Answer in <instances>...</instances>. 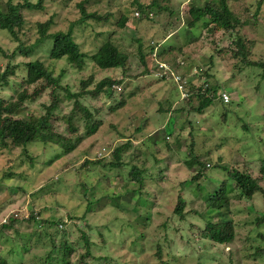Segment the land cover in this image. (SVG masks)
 Listing matches in <instances>:
<instances>
[{"label": "rangeland", "instance_id": "1", "mask_svg": "<svg viewBox=\"0 0 264 264\" xmlns=\"http://www.w3.org/2000/svg\"><path fill=\"white\" fill-rule=\"evenodd\" d=\"M29 1L36 3L38 0ZM79 1L44 0L38 8H25L22 13L26 19L25 28L29 29L28 35L33 40L37 34L35 22L44 21L51 15L55 23L49 31L65 30L80 14ZM257 1L227 0V3L240 22L234 32L245 39L249 56L264 59V0L260 4ZM6 2L0 0L2 10L6 8ZM12 2L23 3L22 0ZM137 2L147 4L151 0H90L87 9L102 13L110 11L113 15L106 23L93 22L92 26H76L73 30L83 51L93 52L111 33V41L128 55L122 84L115 87L116 97L110 99L101 95L83 100L89 106L102 109L97 115L100 123L95 132L84 137L68 153L61 154L60 149L50 150L42 142L27 145L26 151L34 159L32 168L18 166L17 159L24 152L21 148L0 149V225L11 213L18 212L20 218L26 219L29 206L35 213H42L37 217L39 221L41 217L61 219L59 224L52 225L40 224L39 221L27 224L21 220L15 226L20 231L30 232L28 238L15 239L8 233L13 231H3L0 254L9 264H39L47 257L48 250L52 252L50 259L56 262L60 254L57 245L62 237L75 244L72 264H84L78 259L81 253H85L86 241L77 227L85 228L88 234L90 253L95 257H86L89 264H264V254L257 252V247L264 248V240L254 231L255 215L264 210L261 194L256 193L249 199L238 197L239 190L235 189L233 181H229L232 187L230 203L222 216L217 217L233 221L236 233L234 240L227 245L213 243L203 232L205 220L194 213L204 210L205 193L218 188L221 179L227 177L228 180L227 172L218 165L237 167L254 176L258 173V158L264 152L263 70L255 66L239 68V59L232 52L236 49L232 43L233 35L231 37L229 32L210 31L200 23L192 27L186 24L185 12L189 8L205 4L217 7L218 0H156V3L167 5L168 10L159 12L153 7L148 17L137 11ZM120 14L127 16L123 27L115 24ZM50 43L51 40L42 43L43 46L37 47L29 58L19 53L15 55L12 62L19 65L16 80L25 74L23 62L33 59L43 61L55 74L65 67L64 81L73 87L79 76L85 77L90 73L96 81L106 75L121 76L120 68L99 70L88 63L84 72H77V78L64 60L49 59ZM16 46L17 42L12 41L5 30H0V48L9 54ZM150 46L154 47L153 60L147 61ZM141 47L144 62L150 64L147 74H140L145 67L138 55ZM7 61L0 52V65ZM161 63L167 68H162ZM197 65L209 67L213 76L208 80L221 83L222 91L229 95V102L215 100L199 115L188 113L189 104L183 103L184 110L174 113L178 96L182 99L174 76L188 79ZM162 74L166 75L165 80L161 79ZM206 79L202 75L199 84ZM5 91L8 97L11 91ZM122 97L125 104L110 111L109 105ZM47 100L46 93L40 95L37 100L28 102L18 115L24 118L30 113L38 115ZM196 103L193 99L192 104ZM161 107L163 110H159ZM70 108V104L64 103L62 113H67ZM224 109H227L225 119L222 118ZM53 124L59 131L66 126L57 120ZM77 125L78 135H83L85 128L82 124ZM137 126L141 131L136 130ZM163 128L170 133L164 135ZM191 130L198 143L196 151L203 155L202 160L208 159L207 179H198L201 183L204 181L200 192H196L189 181L199 171V165L187 166L184 162L188 158L186 149L191 142ZM158 131L159 137L166 136L171 149L163 141L156 144L157 156L161 159L155 162L147 153L150 148L147 138ZM127 139L132 143L127 155L146 166L144 194L143 198L136 193L131 196L124 194L116 198L118 202L115 204L109 197L122 194V178L92 161L102 158L103 163L109 160L113 148ZM57 154L61 155L54 158ZM51 158L54 160L47 165ZM86 160L90 162L83 166L86 169L85 174L81 173L85 175L83 178L80 169ZM7 170L14 171L15 176L6 178ZM22 172L26 178L18 176ZM52 179L58 181L53 183L57 194L44 193V190L40 193L39 189ZM80 180L89 182L85 197L78 186ZM185 180L187 183L183 184ZM259 183L264 188V178ZM179 196L186 200L183 219L174 214ZM84 198L91 203H86ZM69 212L78 216L84 214L85 220L70 219ZM258 228L264 233V225ZM17 243L25 247L29 245L28 251L23 252ZM158 247L160 255L157 254ZM8 248L14 252H6Z\"/></svg>", "mask_w": 264, "mask_h": 264}, {"label": "trees", "instance_id": "2", "mask_svg": "<svg viewBox=\"0 0 264 264\" xmlns=\"http://www.w3.org/2000/svg\"><path fill=\"white\" fill-rule=\"evenodd\" d=\"M23 3L15 4L12 0H7L5 10L0 8V30H5L11 37L12 41L17 42V46L8 54V51H4L0 48V52L4 55L8 61L4 65H0V149L4 148H21L23 156L17 159V163L20 165H26L27 168L33 167L34 159L31 154L26 151V146L29 144H36L38 142L44 143L50 150H61L62 153H68L75 146H77L84 137L95 132L98 124L100 123L97 115L101 112L100 107H92L83 100L86 97L98 98L99 96H106L107 98L113 99L115 95V87H119L122 84L123 76L126 74V68L128 65V55L126 52L118 48V46L111 41V33L106 35L100 45L93 51H83L80 48V44L76 41L75 35L73 34L74 27L91 25L95 23H106L109 21L111 12H98L96 10L87 9V4L90 0H80L78 2V8L80 14L77 19L71 21L65 30H56L50 32V27L55 23L53 16H49L44 21L35 22V28L37 34L32 40L29 36L28 27L25 28L26 19L23 15L25 8L35 9L41 6L44 0H38L36 3L29 0H22ZM262 0H258L260 4ZM153 7L157 8V11L168 10L167 5L156 3V0H151L147 4L137 2V11L141 16H150V11ZM170 11V10H169ZM23 12V13H22ZM171 12V11H170ZM113 15V14H112ZM186 24L189 27L195 26L200 23V26L209 29L210 31L223 30L229 32V35H233L232 43L236 46L233 49V55L239 59V68H245L246 66H255L261 68L264 73V59L256 58L252 59L249 56L248 44L245 39L239 34H235L240 22L234 17V14L230 10L227 0H218V6L214 5H197L188 9L185 12ZM127 21V16L120 14L119 18L116 19L115 24L119 27H123ZM104 33V32H103ZM100 34V33H98ZM235 36V37H234ZM51 40L48 57L52 61L64 60L69 69L77 75V72L83 71L88 63H92L99 70L104 69H121V76L106 75L99 80H95L92 73L85 77L77 75V83L73 87L69 82L64 81L67 69L61 68L57 74L54 73L53 69L45 65L43 61L39 59L27 60L23 62L25 74L21 75L19 80L15 79L17 76L16 68L18 64L12 62L17 53L22 54L25 57H30L34 50L43 46L42 43H46ZM153 46H150L148 60H153ZM171 48V46H170ZM138 55L140 61L145 65L144 71L140 74H147L150 72V67L144 62V51L138 48ZM179 51H182V49ZM164 52V51H162ZM161 52V53H162ZM194 73L188 79L184 78L183 90L187 93L186 96H182V91L178 88L180 99L178 96V106H175L174 113L184 110V104H189L187 107L188 113L195 112L197 115L203 113L215 100L222 99V87L221 83H211L208 79L213 76L208 66L197 65L193 71ZM84 74V73H83ZM183 75V74H182ZM201 75L206 76V80L199 84ZM181 77V76H180ZM183 77V76H182ZM161 79L165 80L166 75L162 74ZM178 87V83L175 81ZM10 90L11 94L6 97L5 90ZM46 93L48 96L47 102L42 104L43 111L38 115L30 113L27 118L19 116L18 114L24 108L28 102L37 100V98ZM196 99L197 103L192 104V100ZM125 98L118 99L115 103L109 105V110L114 111L125 104ZM224 102V101H223ZM229 102V101H228ZM67 103L71 105L70 110L67 113H62L63 104ZM227 103V102H224ZM163 110V108H159ZM169 110V108L167 109ZM227 109H224L222 118L225 119ZM97 118V119H96ZM95 119L97 122H92ZM59 121L65 123L63 131L55 129L54 122ZM99 122V123H98ZM77 124L85 128V133L78 135L79 127ZM137 131H141V127H136ZM164 135H168L167 128H163ZM123 135V134H119ZM191 135V142L188 145L187 156L188 158L184 161L187 166L199 165L200 169L193 174L189 181L192 182L196 192H200L202 184L204 183L208 159L202 160L203 155L196 151V145L198 143L194 137V131L189 132ZM166 136L159 137V131L155 135H150L147 139L149 140L150 147L147 153L152 157L155 162H158L161 158L157 156L156 144L163 141L166 143V147L171 149ZM126 138V137H125ZM132 146L130 140H126L120 145L113 148L110 153V159L101 163L102 158L92 161V163H100L103 167L108 168L112 173L118 174L123 181L124 191L122 194L110 196L113 201L118 202L116 198H121L125 195H133L136 193L139 196H143V187L145 184L146 176L144 175L146 166L138 163L137 160L131 155H127V150ZM57 148V149H56ZM61 154H57L54 158H57ZM208 155V153L206 154ZM54 158L49 159L47 165L50 164ZM128 160V161H127ZM89 160H86L83 164H88ZM44 164V163H43ZM227 172V177L220 180L218 188H215L212 192L205 193L204 197V210L195 214H199L204 221L203 232L207 233V237L215 244L227 245L230 244L235 237V227L231 219H218L217 217L222 216V212L229 206L230 195L232 187L229 181L235 183V189L239 190L238 197L252 198L256 193L261 194L264 198V188L260 185L259 181L264 178V152L258 158V173L253 175L248 171H240L237 167H226L225 165H218ZM12 167V166H11ZM109 171V172H110ZM86 169H80V175L85 174ZM82 173V174H81ZM15 172L7 170L5 172L6 178H13ZM20 177H27L23 172L19 173ZM200 180L203 178V182ZM58 181H50L49 184L44 185L39 189L40 193L51 192L55 193L57 187L53 186V183ZM187 183V180L183 181V184ZM89 182L80 180L78 184L79 188L82 189L83 197L86 196L88 191ZM55 187V188H54ZM19 188V187H18ZM23 190V187L20 188ZM34 194V193H33ZM57 194V193H55ZM143 198V197H142ZM86 199V198H84ZM91 201V200H90ZM89 200H85L86 203L90 204ZM98 201V198H96ZM186 200L183 196H179V199L174 207V214L178 218H185L184 207ZM118 204V203H117ZM29 214L26 219L20 218L17 213H11L5 222L0 225V236L3 231L8 232L11 236L16 239L18 237L28 238L30 232L20 231L15 225L19 222L25 221L27 224L37 223L38 215H42L40 211L34 212L32 206H29ZM211 214L209 215V213ZM68 217L75 218L79 221L85 220L84 214L81 216L71 215L67 213ZM255 229L258 236L264 240V233L259 231L260 226L264 225V210L257 212L255 215ZM40 224H59L61 219L43 218L40 219ZM86 224V223H85ZM88 225L86 226V229ZM78 230L82 233V237L85 239V253H81L79 256V262L89 264L86 262V257L95 258L90 253V243L88 234L85 228H79ZM27 235V237H25ZM5 238V237H4ZM8 239V237H6ZM30 239V238H29ZM28 239V241H29ZM54 244V243H53ZM18 247L22 248L23 252L28 251L29 245L25 247L23 244L17 243ZM60 247L59 256L57 261L54 262L50 259L52 256L51 250L47 251V257L44 258L39 264H72V256L75 250V244L70 243L66 238L62 237L58 245ZM257 252L262 255L264 254L263 247H257ZM6 252H14L12 248H8ZM160 248L157 249V254L160 255ZM56 254V253H55ZM54 254V255H55ZM102 259V258H98ZM0 264H9L8 261L0 254ZM80 264V263H79ZM126 264V263H123Z\"/></svg>", "mask_w": 264, "mask_h": 264}, {"label": "built area", "instance_id": "3", "mask_svg": "<svg viewBox=\"0 0 264 264\" xmlns=\"http://www.w3.org/2000/svg\"><path fill=\"white\" fill-rule=\"evenodd\" d=\"M138 14V13H136ZM162 64V63H161ZM162 68H167L164 64L160 65ZM166 71V70H165ZM201 78H202V75H201ZM174 80L178 83V88L182 91V96H186L187 93H185V91L183 90V83H184V80L181 79L180 76H174ZM203 83V82H202ZM222 99L224 102H228L229 101V95L225 92L222 93Z\"/></svg>", "mask_w": 264, "mask_h": 264}]
</instances>
